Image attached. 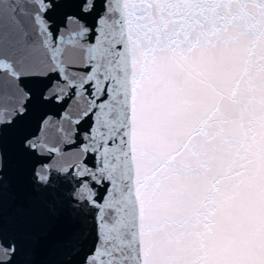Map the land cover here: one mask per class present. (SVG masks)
<instances>
[{
	"label": "snow or ice",
	"instance_id": "obj_1",
	"mask_svg": "<svg viewBox=\"0 0 264 264\" xmlns=\"http://www.w3.org/2000/svg\"><path fill=\"white\" fill-rule=\"evenodd\" d=\"M0 264H264V0H0Z\"/></svg>",
	"mask_w": 264,
	"mask_h": 264
}]
</instances>
